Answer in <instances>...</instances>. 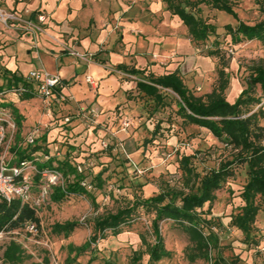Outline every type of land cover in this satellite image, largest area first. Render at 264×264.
I'll use <instances>...</instances> for the list:
<instances>
[{
  "label": "rangeland",
  "instance_id": "obj_1",
  "mask_svg": "<svg viewBox=\"0 0 264 264\" xmlns=\"http://www.w3.org/2000/svg\"><path fill=\"white\" fill-rule=\"evenodd\" d=\"M158 1H128L130 9L140 8L141 14L138 15L142 18L137 26L128 29V32L130 35L143 37L148 41V47L141 56V72L130 75L122 71L123 78L129 82L147 81L151 74L159 76L176 72L187 89L194 96L202 98L226 80L223 96L229 103H233L246 86L249 68L252 65L264 66V45L256 40L234 43L226 34L224 26L236 27L238 21L252 25L263 20L264 0H231L235 3L232 9L237 18L201 4L199 16L215 28V34L203 43L193 42L187 28L168 14L165 5L159 6ZM0 9L9 16L6 24H0L6 30H15V41H24L31 50L38 52L41 38H46L47 41L56 43L58 50L75 53L73 50H76L77 41H73L71 45L65 44L45 30L47 17L43 12L27 8L22 11H9L1 6ZM122 18L123 15H119L112 25L111 31L116 34L115 46L123 42L127 31ZM106 24L104 23V26H107ZM106 45V40L100 41L99 50ZM215 50L219 54H209ZM92 58L96 60V56ZM33 66L37 68L35 61ZM0 86V109H5L16 124L15 132L12 136L11 133L8 134L5 145L7 166L18 164L19 153L25 150L26 139L32 136L38 138L39 152L43 151L52 158V166L56 170L58 161L65 158L66 149L72 139L60 134L50 136V131L61 128L60 123L64 118L74 114L61 115L62 111L53 107L47 123L29 116L27 106L24 109L18 106L20 110L16 113L15 103L10 106L11 97L15 99V93L6 89L11 85L7 82ZM159 92L162 101L157 103L142 93L133 96L128 90L129 99L135 100V103L142 107L141 116L125 120L130 123L125 130L122 128V123L125 122L123 121L111 134L100 140V148L81 145L77 151L69 154L70 161L74 162L75 159L74 163L79 165L86 181L91 182V189L88 190L90 197L67 195L60 201H53L51 195L55 189L66 185L65 176H60L56 185L46 194H43L39 187L33 189L31 197L32 202L38 206L39 226L35 227L34 231L25 226L13 232L0 233V264L5 247L11 241L23 249L22 264H103L105 261L131 264L135 252L145 250L141 244V234L149 243H153L151 221L154 214L138 208L130 224L123 226L118 235L106 231L103 238L97 237L86 250H76L92 238L95 217L131 205L135 198L146 199L169 188L187 192L188 188L185 187V179L180 169L182 156H190L189 166L200 175L230 159V149L213 138L207 130L183 122L177 113L178 98L173 92L162 89ZM255 95L262 97L261 104L264 109V96L258 87ZM18 97L23 100V96ZM35 98L34 107L39 106L40 116L46 117L47 105L39 96L35 95ZM98 115L97 112L93 118L94 122L79 117L76 120H80L88 130L97 124ZM45 133L47 135L43 140ZM121 135L124 136L122 140ZM101 142H106L108 148L101 150ZM44 161L40 156L37 163ZM99 174L101 188H98V180L95 178ZM246 181V165H235L234 175L216 192L209 214L205 216L206 219L212 218L210 228L218 237V247L210 251L211 261L214 258H223L231 264H264V212L257 216L249 239L245 240L242 233L229 224L230 218L243 204L240 193ZM206 207L207 205L203 211H206ZM72 221L79 223V226L68 234L59 233L54 229L56 224ZM160 233L164 248L170 256L157 264H205L202 260H188L187 255L192 249V243L177 223L163 221L160 223ZM141 261L147 262L145 254L142 255Z\"/></svg>",
  "mask_w": 264,
  "mask_h": 264
},
{
  "label": "trees",
  "instance_id": "obj_2",
  "mask_svg": "<svg viewBox=\"0 0 264 264\" xmlns=\"http://www.w3.org/2000/svg\"><path fill=\"white\" fill-rule=\"evenodd\" d=\"M163 2L166 4L167 10L180 19L195 43H203L215 34L214 26L199 16L201 4L237 18L232 9L235 3L231 0H163ZM224 27L226 34L231 37L234 43L243 40L248 42L256 40L264 45V19L252 25L238 21L236 27L231 25ZM209 54L217 55L219 53L215 50ZM249 70L246 86L233 103H229L223 96L226 80L222 79V73L220 78L223 81L205 98L194 96L177 73L159 77L150 75L147 81L137 82V91L143 93L144 96L153 98L157 103L162 101L160 89L173 92L178 98L177 113L183 122L207 130L213 138L230 149V159L220 162L217 168L210 169L200 175L189 166L190 156H182L180 169L185 179V187L188 188L187 192L169 188L146 199L135 198L131 205L119 207L113 213L95 217L93 219L94 234L88 242L76 249L78 252L86 250L92 242L96 241L97 237L103 238L106 231H110L112 235H118L123 226L130 224L135 211L142 208L145 212L154 214L151 221V235L154 237V241L149 243L146 237L141 234L140 240L145 250L135 252L131 264H157L170 256V253L164 248L160 233V223L165 220L177 223L188 235L192 243V249L187 255L190 262L202 260L205 264H231L223 258L219 260L214 258L211 261L210 251L218 247V237L210 228L212 218L206 219L205 216L209 214L210 205L215 200L216 192L234 175L235 165H246L247 181L240 193L243 204L239 207L238 212L230 218V226L239 230L245 240L249 239L257 216L260 212H264V109L261 104L262 97L255 95V90L258 87L261 95L264 96V66L252 65ZM134 73L136 72L133 71L132 74ZM11 77L13 87L24 86L31 91V85L25 82L24 78H17L13 75ZM18 83H20L19 86H17ZM11 87L6 89L10 90ZM23 96L34 97V94L26 93ZM62 106L55 105L60 112ZM256 107L258 108L255 110ZM73 117H70L67 123L61 122V128H54L55 135L60 134L72 139V143H69L70 146L66 149L65 158L58 161L56 167V171L66 179L65 187H57L51 195L52 200L56 202L67 195L91 196V193L81 185V182L86 178L82 172L78 171L79 165L74 163L75 159H73L74 162L70 161L69 154L77 151L82 145L81 143L75 144L76 135L72 133L73 127L70 126ZM45 136L46 134L42 136L43 140ZM101 150L104 149L101 148ZM19 154V162L31 160L33 155L48 156L43 151L39 152V143L36 141L33 145L26 144L25 150ZM52 163V158L48 156V160L37 163V167L55 170ZM95 178L98 180V188H101L100 174ZM196 184L198 185L196 186ZM40 185L39 179L35 177L33 189L36 187L40 189ZM205 205H207V209L203 211ZM37 207L33 202L23 203L18 199L10 202L0 200V233L23 229L29 224L38 227ZM77 226L79 223L72 221L56 224L54 229L59 233L68 234ZM143 254L147 256L146 263L141 261ZM23 260V249L11 241L2 254V264H22ZM103 264L114 263L105 261Z\"/></svg>",
  "mask_w": 264,
  "mask_h": 264
},
{
  "label": "crops",
  "instance_id": "obj_3",
  "mask_svg": "<svg viewBox=\"0 0 264 264\" xmlns=\"http://www.w3.org/2000/svg\"><path fill=\"white\" fill-rule=\"evenodd\" d=\"M128 1L0 0V6L5 10L22 11L27 8L43 12L47 17L45 21L47 32L65 44L71 45L73 41H77L78 44L76 50H73L75 53H71L58 50L56 43L41 38L39 51L36 52L24 41H15L14 29L6 30L0 24V85L8 82L13 87L11 75L24 78L33 70H44L51 75L59 76L65 84L62 93L70 98L66 105L62 106L61 115L74 114L70 126L73 127L72 133L76 135L74 138L76 144L100 148L101 139L111 134V131L113 132L123 121L134 116L139 118L143 112L139 103H135V100L129 99L127 95L128 90L133 96L140 93L136 88L137 82H129L122 76L123 73L135 75L141 72L139 69L143 60L141 56L148 47L147 40L128 32V29L137 26L142 20L138 15L141 14L140 8L130 9ZM158 4L166 7L163 0H159ZM165 9L170 16L180 21L167 10V7ZM119 15H123V26L127 31L123 42L115 46L116 34L111 29ZM104 23H107V26H104ZM121 36L120 34L119 37ZM102 40H106L107 45L100 51L98 44ZM93 56H96V60L92 58ZM34 61L37 68L33 66ZM132 61L138 65L134 66ZM133 71L136 73L132 74ZM171 73L176 72L159 76ZM87 75L93 79L94 84L91 87L85 81ZM19 85L20 83L17 84ZM14 96L15 99L11 97L10 106L15 103L16 113L18 106H22L23 109L27 106L29 116L48 123L50 117L42 118L39 106L34 107L35 96H23V100L16 94ZM88 107H94L99 115L97 124L87 130L80 120H76L75 114L76 110ZM55 134V129L50 131V136ZM121 136L120 139H124V136ZM37 140L38 138L35 140L36 143H39ZM111 155L113 156V153Z\"/></svg>",
  "mask_w": 264,
  "mask_h": 264
},
{
  "label": "built area",
  "instance_id": "obj_4",
  "mask_svg": "<svg viewBox=\"0 0 264 264\" xmlns=\"http://www.w3.org/2000/svg\"><path fill=\"white\" fill-rule=\"evenodd\" d=\"M9 16L5 14L0 9V22L6 24L7 18ZM41 20L43 17H39ZM24 81L30 84L32 87L31 91L24 86L12 87L9 91L14 92L18 96H23L26 93H33L34 96H39L47 105L48 112L47 116H51V108L55 105H64L70 98L62 93L65 84L61 78L57 75H51L44 70H33L30 71L25 77ZM85 81L90 86H93L94 82L92 77L85 76ZM97 110L93 107H88L85 109H80L76 116L85 121L94 122L93 118L96 117ZM70 117L66 116L64 118V123L69 122ZM123 130L130 126L127 121L122 123ZM16 124L14 123L11 116L5 109H0V200L5 202H10L14 199H18L21 202H32L31 193L34 187V179L37 177L39 179L40 190L43 194H46L50 188L58 182L60 178V173L56 170L51 169H39L37 167V162L39 161V155H33L31 160H24L15 164L13 166H7L5 160V145L8 141V134L11 136L15 132ZM36 138L29 136L26 139L28 145H33ZM101 148L107 149L108 144L106 142H101ZM42 156V155H41ZM43 160L47 161L48 156H42ZM78 171L82 172L81 168L78 166ZM87 190L91 189V185L86 180L81 182ZM34 203V201H33ZM37 205V203H34ZM31 231L35 230L34 224H29Z\"/></svg>",
  "mask_w": 264,
  "mask_h": 264
}]
</instances>
